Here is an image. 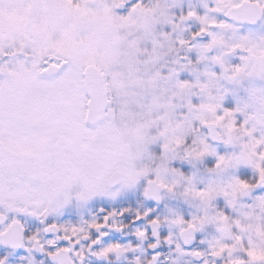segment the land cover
Returning <instances> with one entry per match:
<instances>
[{
  "label": "snow or ice",
  "instance_id": "1",
  "mask_svg": "<svg viewBox=\"0 0 264 264\" xmlns=\"http://www.w3.org/2000/svg\"><path fill=\"white\" fill-rule=\"evenodd\" d=\"M0 264H264V0H0Z\"/></svg>",
  "mask_w": 264,
  "mask_h": 264
}]
</instances>
